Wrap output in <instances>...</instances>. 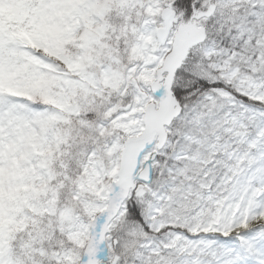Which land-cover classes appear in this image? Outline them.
Instances as JSON below:
<instances>
[{"label": "snow or ice", "instance_id": "1", "mask_svg": "<svg viewBox=\"0 0 264 264\" xmlns=\"http://www.w3.org/2000/svg\"><path fill=\"white\" fill-rule=\"evenodd\" d=\"M0 264H264V0H0Z\"/></svg>", "mask_w": 264, "mask_h": 264}]
</instances>
